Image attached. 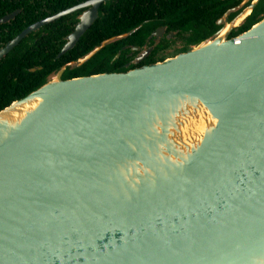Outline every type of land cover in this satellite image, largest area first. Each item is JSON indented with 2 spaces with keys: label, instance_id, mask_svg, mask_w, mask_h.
I'll return each mask as SVG.
<instances>
[{
  "label": "water",
  "instance_id": "1",
  "mask_svg": "<svg viewBox=\"0 0 264 264\" xmlns=\"http://www.w3.org/2000/svg\"><path fill=\"white\" fill-rule=\"evenodd\" d=\"M256 1L183 52L61 66L0 108V264H264V16L227 37Z\"/></svg>",
  "mask_w": 264,
  "mask_h": 264
},
{
  "label": "flooded vegetation",
  "instance_id": "2",
  "mask_svg": "<svg viewBox=\"0 0 264 264\" xmlns=\"http://www.w3.org/2000/svg\"><path fill=\"white\" fill-rule=\"evenodd\" d=\"M91 1L93 0H0V49L14 36L24 29L29 28V30L7 52L0 55V61L14 46L22 44L23 47H21L22 50L25 49V54L20 55L19 61H15L16 63H14V65L22 67L34 63V66L28 68L29 71H34V68L38 69L42 64H49L50 61L48 62V57L51 58L52 52L56 51L54 57L51 58V61L54 62V58L61 57L59 60L62 62L58 68L64 66V69L60 77L65 79L79 76H66L64 70L66 68L78 67L92 56L91 55L82 63L77 64V59L82 57L89 50L80 56L72 55L77 53L76 50H78V48L76 50L74 48L79 37L90 28L94 20L101 13V5L112 0H100L96 7V15L91 22L85 27L69 48L62 53H59V51L68 41L67 36L75 30L80 17H88L89 15H92L91 12L93 6L90 4ZM250 1L251 0H240L237 4L226 8L216 19L215 23L220 27L224 22H229L237 13L248 6ZM259 2L260 0H257L252 9L230 29L227 37L240 33L236 32L234 35H231L243 24L245 19L253 12ZM262 3L264 4V2ZM71 7H74V9L54 17L55 14ZM231 13L234 14L230 16ZM262 16H264L263 10H258L254 14L255 19H259ZM138 27L141 28L140 31L133 36L131 34L136 28L129 30L127 34L122 35L121 37L116 36L125 32L117 34L114 36L115 38L112 39L118 40L127 35H131L129 38L120 41L117 46H115L116 52L113 54L110 61L113 59L118 60L114 64L115 69L111 71H125L127 69L160 61L164 58L185 51L188 46L193 43L190 39V29L176 28L172 23H163L158 12H155L153 17L143 20ZM105 39L107 38H104L101 41ZM112 40L106 42L102 47ZM30 58L37 59L31 60Z\"/></svg>",
  "mask_w": 264,
  "mask_h": 264
},
{
  "label": "trees",
  "instance_id": "3",
  "mask_svg": "<svg viewBox=\"0 0 264 264\" xmlns=\"http://www.w3.org/2000/svg\"><path fill=\"white\" fill-rule=\"evenodd\" d=\"M240 0H112L101 5V13L94 20L90 28L85 31L78 39L75 50L77 53L72 56L84 54L99 42L111 36L120 33H128L133 30L132 36L140 31L139 24L146 19L154 16L158 12L163 23H172L176 28L190 29L191 41L193 43L209 37L219 25L215 23L216 19L228 7L237 4ZM264 0L256 5L253 12L245 19L243 24L237 28V31L247 29L250 24L258 19L254 14L258 10L264 11ZM263 4V5H262ZM234 13H231L232 16ZM260 19V18H259ZM127 35L118 40H112L104 47L96 51L86 62L75 68H66V76L93 74L114 70V64L118 59L111 58L116 52L117 44L129 38ZM22 44L14 46L6 56L0 61V108L7 105L10 101L17 99L32 89L40 85L47 77L52 74L62 62L60 58L48 57L49 64H42L38 69L29 71L28 68L34 66L30 63L19 67L14 65L19 61V56L25 54L22 50ZM35 60L37 58H30Z\"/></svg>",
  "mask_w": 264,
  "mask_h": 264
},
{
  "label": "bare ground",
  "instance_id": "4",
  "mask_svg": "<svg viewBox=\"0 0 264 264\" xmlns=\"http://www.w3.org/2000/svg\"><path fill=\"white\" fill-rule=\"evenodd\" d=\"M245 12H247V10Z\"/></svg>",
  "mask_w": 264,
  "mask_h": 264
}]
</instances>
